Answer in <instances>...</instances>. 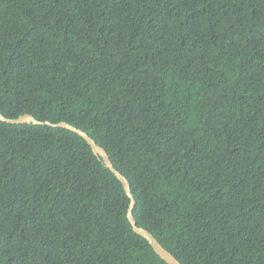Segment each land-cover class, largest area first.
I'll return each instance as SVG.
<instances>
[{"label":"trees","instance_id":"obj_1","mask_svg":"<svg viewBox=\"0 0 264 264\" xmlns=\"http://www.w3.org/2000/svg\"><path fill=\"white\" fill-rule=\"evenodd\" d=\"M0 113L69 123L181 264H264V0H0ZM79 134L0 120V264H168Z\"/></svg>","mask_w":264,"mask_h":264},{"label":"water","instance_id":"obj_2","mask_svg":"<svg viewBox=\"0 0 264 264\" xmlns=\"http://www.w3.org/2000/svg\"><path fill=\"white\" fill-rule=\"evenodd\" d=\"M0 120L7 122V123H10V124L32 123L35 125L47 124V125H51L54 127H62V128H66L70 131H73V132L79 134L81 137H83L88 142V144L91 146L93 152L102 157L105 166L108 167L117 176V178L122 182L124 190L130 199V204H129L127 216H128V219H129L134 231L137 234H139L140 236L144 237L150 243V245L152 246L154 251L168 264H181L175 258V256L172 253H170L168 250H166L148 230L141 228V227H138L136 225V222H135V219L133 218V213H132L133 208L135 206V198H134L133 194L131 193V187H130L128 180L119 171H117L114 168L111 160L109 159L107 152L102 147H100L83 130H81V129H79V128H77V127H75L69 123H66V122H58L56 124H52L49 121H38L34 116H32L30 114H24V115H21L17 118L11 119V118L4 117L0 113Z\"/></svg>","mask_w":264,"mask_h":264}]
</instances>
